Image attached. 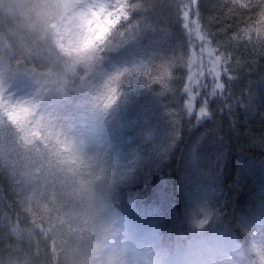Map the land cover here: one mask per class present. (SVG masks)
I'll return each instance as SVG.
<instances>
[{
  "label": "trees",
  "instance_id": "trees-1",
  "mask_svg": "<svg viewBox=\"0 0 264 264\" xmlns=\"http://www.w3.org/2000/svg\"><path fill=\"white\" fill-rule=\"evenodd\" d=\"M190 1L128 0L139 7L101 53L103 66L127 53L142 58L146 85L132 93L128 108L150 109L160 129L157 139L142 144L140 160L133 163L118 199L149 213L165 233L182 230L190 210L182 191L187 151L196 138L212 139L221 152L220 160L211 163L219 195L205 198L203 205L218 215L219 229L227 223L239 236L235 225L253 192L248 170L264 178V0H196L193 13ZM191 25L203 33L209 53L192 44ZM213 56L221 57L215 81L210 73ZM0 59L9 72L36 77L45 87L42 92H51L58 101L64 94L74 97L82 81L91 79L83 70L71 73L45 41L12 18L7 0L0 3ZM199 83L207 84L203 92ZM216 83L225 84L224 95L218 90L205 104ZM189 84L194 88L191 113L184 91ZM201 107L209 115L198 120ZM0 264H65L48 222L26 209L1 156Z\"/></svg>",
  "mask_w": 264,
  "mask_h": 264
},
{
  "label": "clouds",
  "instance_id": "clouds-1",
  "mask_svg": "<svg viewBox=\"0 0 264 264\" xmlns=\"http://www.w3.org/2000/svg\"><path fill=\"white\" fill-rule=\"evenodd\" d=\"M7 8L71 73L91 74L76 96L64 94L59 101L46 99L40 87L17 94L0 80V135L30 186V210L48 220L66 203L99 221L102 247L94 254L96 237L89 229L68 249L65 264H264V230L237 220L239 236L232 235L239 247L221 259L218 215L188 211L185 227L172 234L149 213L119 201L133 152L122 151L105 133L135 69H106L101 53L129 21L128 0H7ZM191 196L192 207H200L198 194ZM255 212L264 215V206Z\"/></svg>",
  "mask_w": 264,
  "mask_h": 264
},
{
  "label": "rangeland",
  "instance_id": "rangeland-1",
  "mask_svg": "<svg viewBox=\"0 0 264 264\" xmlns=\"http://www.w3.org/2000/svg\"><path fill=\"white\" fill-rule=\"evenodd\" d=\"M194 5L188 7L191 13H193ZM188 29L192 44L200 47L204 52L209 53L208 44L203 43V33L197 27L193 29L192 25ZM213 58L216 59L214 56ZM142 63V58L137 53L133 52L112 58L103 66L106 69H111L114 66H127L135 69V75L132 76L129 81L132 87L125 93L120 104L113 111L105 133L122 151L133 152V154L129 156V167L131 169L134 167L133 163L140 160L141 154L139 152L140 148L143 146L142 144L157 139L160 132L156 120L149 114L150 109L145 106L139 108L135 107V109L132 110L128 108V103L133 102L132 93L146 85V81L143 79L140 72ZM216 68L218 69V65H216ZM0 80H3L10 89L14 87L17 94L30 89L34 90L36 87L45 89V87H43L44 85L29 73L9 72L1 59ZM141 81H143V84ZM43 83L46 89H53L50 83ZM45 97L46 99L58 101L51 92H49V95L45 93ZM10 147L11 145L6 136L0 135V156L2 157L3 168L10 174L12 179L16 180V185L21 192L25 207L30 210L28 200V190L30 186L25 183L24 178L16 171V166L12 160V154L9 151ZM220 157L221 152L218 150L216 142L212 139L209 140L199 137L190 145L187 151V174L182 178V191L185 201L188 207H190V210H187V212L210 211L209 209H205L203 204L205 198H208L210 195H219L218 185L215 180L216 172L214 165L211 163L216 162ZM248 173L252 180V182H250L253 192L250 200L243 206L239 214V216H241L240 222L250 228L264 230V215L259 212H255L254 214L255 209L264 206V178L256 175L254 170L249 169ZM193 192L197 193L202 201L200 207H192L191 193ZM46 221L51 228L55 241L62 248L64 259H66V253L68 249L75 244L76 239L82 237L89 229L92 230V235L96 237L93 241L95 245V249H93L94 254L96 249L102 247V240L98 235L100 224L98 219L93 217L91 211H86L82 208H74L70 204L61 203L55 212L54 218L50 214L49 219ZM233 232L234 231L230 229L227 223H223L219 229V233L223 238V243L219 246L217 254L221 259L226 258V255L231 249L239 247V240L236 239L238 235L236 234V237H234L232 235Z\"/></svg>",
  "mask_w": 264,
  "mask_h": 264
},
{
  "label": "snow or ice",
  "instance_id": "snow-or-ice-1",
  "mask_svg": "<svg viewBox=\"0 0 264 264\" xmlns=\"http://www.w3.org/2000/svg\"><path fill=\"white\" fill-rule=\"evenodd\" d=\"M195 3H196V0H191V4L192 5H194ZM131 6H132V9H135V8L139 7V5H131ZM184 15H185V17H187L188 13L185 12ZM220 61H221V57L217 56L215 61L212 62L213 63V67H212V69H210V73H214V75H213V80L214 81L216 80L217 77L220 76V73L218 71H216V65L219 64ZM227 71H231V69L230 68L226 69V72ZM233 78H234L233 76H228V79H233ZM141 83L143 84V81H141ZM197 86L200 87L201 91L203 92V90L207 87V84L206 83H199ZM218 90H219L220 95H224V93H225V84L216 83L215 87L213 88V91L211 93H206V95H205V104H206L207 97L208 96H212V95H217V91ZM184 91L189 94V102L187 104V110H188L189 113H191L192 112V103H191V101L194 98L193 95H192V93L194 92V88L192 87L191 84H189V85L185 86ZM206 115H209L208 111L204 107H201L200 113H199V116L197 117V119L199 120L200 117L206 116Z\"/></svg>",
  "mask_w": 264,
  "mask_h": 264
}]
</instances>
